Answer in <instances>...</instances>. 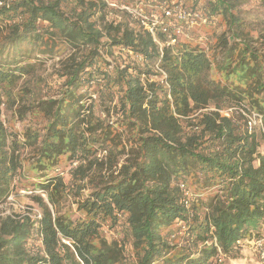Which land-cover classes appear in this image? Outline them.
<instances>
[{"label":"trees","instance_id":"trees-1","mask_svg":"<svg viewBox=\"0 0 264 264\" xmlns=\"http://www.w3.org/2000/svg\"><path fill=\"white\" fill-rule=\"evenodd\" d=\"M128 1L160 14L156 34L107 0H0V206L28 183L46 193L31 196L40 217L0 214V264H215L264 236V34L239 0ZM179 6L226 28L179 36L185 20L165 14Z\"/></svg>","mask_w":264,"mask_h":264},{"label":"rangeland","instance_id":"rangeland-1","mask_svg":"<svg viewBox=\"0 0 264 264\" xmlns=\"http://www.w3.org/2000/svg\"><path fill=\"white\" fill-rule=\"evenodd\" d=\"M111 8L119 9V10H127L132 18L136 20L137 22H140V19L136 16L139 12L143 13L145 16H151L160 14L157 12L149 11V8L146 7V5L142 4L143 2H130L128 0H107ZM166 7V6H164ZM180 7V6H179ZM177 7V9H179ZM238 9L240 11V15H242V21L244 22L243 26H245L246 31H250L252 34L258 36L260 34H264V0H239ZM112 11L107 13V18L111 19V17L114 16V14L111 13ZM136 14V16H135ZM115 17V16H114ZM185 22V28L182 26L179 27L182 31L180 32V35L186 34L188 30L195 29L199 32V41L202 43H212V40H215V37L222 32L226 28L225 22L223 21L222 17H218L215 22L210 23L206 18L202 19H190ZM131 54V53H130ZM106 56L109 60L114 61L118 57L119 60L122 62L127 63L128 60H124L126 56H120L119 52L115 53V55H110L106 53ZM61 58L60 55H55L52 59H49L47 63L45 64V72L50 73L53 72L56 69V66L58 64L59 59ZM124 60V61H123ZM59 80H56L53 84L54 86H59ZM51 93V90H49ZM5 102V98H3ZM7 102H5L4 107V114L2 118H4L6 126L11 131H16L18 133L20 141L24 142L23 134L21 133V130L23 128V125L29 124L28 121H22L16 113H13L12 109H6ZM8 107V106H7ZM223 114L230 115L231 114V108L229 109H222L221 110ZM29 119V118H28ZM250 126L255 127L257 130H260L262 127V117L258 113L254 112L250 115ZM259 151L261 153L264 152V141L263 144L260 146ZM20 152L22 157L24 158V162L27 164L29 161V157L31 155V149L27 146H20ZM75 164V163H74ZM58 172H61L62 169H57ZM63 173V172H62ZM35 176V177H34ZM38 176V175H37ZM45 177H36L34 172H31L30 180L35 181V183H41L42 180H44ZM34 194H42L44 197H46V193L43 192L42 189L39 187L36 188L35 184H25V186L17 187L15 191L9 196V200L4 205L0 206V214H7L11 210H15L17 212H26L28 211L33 218L40 217V211L38 208V204L33 200L31 197ZM66 205V203H65ZM64 205V206H65ZM73 209L76 207V204H73ZM78 211H75L74 216H77ZM175 228V226H174ZM104 236L108 238V240L111 239H117L121 244L125 243V255H129L130 251L132 249L131 243L128 241H124L125 234L123 231H117L116 229H112L108 227L107 225L104 226ZM264 233V230H263ZM264 235V234H263ZM174 241L179 242L183 241L181 237L179 236H173ZM179 237V238H178ZM179 240V241H178ZM249 240V239H248ZM250 241V240H249ZM238 254L237 256L233 257L231 255H225L222 260L219 259L215 264H259L260 263V256L257 253V250L253 243L244 241L242 245H239L237 247Z\"/></svg>","mask_w":264,"mask_h":264},{"label":"built area","instance_id":"built-area-1","mask_svg":"<svg viewBox=\"0 0 264 264\" xmlns=\"http://www.w3.org/2000/svg\"><path fill=\"white\" fill-rule=\"evenodd\" d=\"M165 14L166 16H170L172 14H177V16L181 19H184L188 22H190L189 20L190 19H195L196 17L200 16V18H202L201 15H199L198 13H195V14H191L189 12H187L185 9H183L182 7H179V9H177V12L174 11V9L172 8H165ZM136 16V14H135ZM137 18L140 19V23L143 24L147 29H149L152 33L156 34L155 33V26L157 24H163V20L161 17H159L158 15H151V16H145L143 13L139 12L138 15L136 16ZM166 30V25L165 27L163 28V31ZM182 30L179 29V27L176 28V33L177 35L180 34ZM171 44H175L177 43V39L176 38H173V39H170V42ZM131 54H133L132 51H129ZM157 70L160 72V76H161V81L163 82H167L165 81L166 79V71H164V69H162L159 65H157ZM168 85V83H167ZM95 96V95H94ZM184 187V185H182ZM250 240V241H249ZM246 239L244 241H247V242H250V243H253V245L255 246L256 250H257V253L259 254L260 256V263L259 264H264V236L262 237H257L255 235H253L251 237V239ZM244 241H240L239 244L242 245L244 243ZM219 259L222 260L225 256L224 253H222L221 251L219 252Z\"/></svg>","mask_w":264,"mask_h":264}]
</instances>
